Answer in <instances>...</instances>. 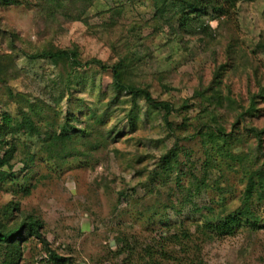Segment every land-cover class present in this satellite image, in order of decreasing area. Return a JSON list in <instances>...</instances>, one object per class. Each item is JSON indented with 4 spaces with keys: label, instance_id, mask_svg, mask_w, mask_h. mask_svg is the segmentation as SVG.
Returning a JSON list of instances; mask_svg holds the SVG:
<instances>
[{
    "label": "rangeland",
    "instance_id": "obj_1",
    "mask_svg": "<svg viewBox=\"0 0 264 264\" xmlns=\"http://www.w3.org/2000/svg\"><path fill=\"white\" fill-rule=\"evenodd\" d=\"M197 7L0 1V264H264V0Z\"/></svg>",
    "mask_w": 264,
    "mask_h": 264
},
{
    "label": "trees",
    "instance_id": "obj_2",
    "mask_svg": "<svg viewBox=\"0 0 264 264\" xmlns=\"http://www.w3.org/2000/svg\"><path fill=\"white\" fill-rule=\"evenodd\" d=\"M0 1H3L5 4L14 2V0H0ZM187 1L189 5L192 6L193 8H195V6L196 7L198 6L197 8L212 7L217 12V14L221 16L229 13L230 9L232 7H235L237 1L239 0H221V1L220 0H187ZM63 54L64 51L62 50H57V51L41 50L33 54L27 53V55L30 58L48 57L51 59H55L58 56H62ZM7 61H8V55L5 54L0 56V80H6V74L2 66H4L3 64L7 66ZM102 67H107V66L102 65ZM110 67L113 72L114 82L117 86H119L120 88H126L131 92H139L143 94L149 105L153 107H161L165 109V120H168V116L171 113V104L169 102L156 100L155 98L152 97L151 93L147 89L139 88L133 85H125L121 80V67L118 64L112 65ZM2 118L5 125L8 124L11 120L10 115L7 113H4ZM26 122H27V127L32 128L31 122H29L28 120ZM263 131L264 128L259 131L256 130V132L259 134ZM10 155H11V150H8L6 155H1L0 153V166L5 164L9 160ZM226 219L227 220H225L223 224L226 228L229 227L230 224H234L236 221H238L237 216L227 217ZM40 227H41V221L29 215L26 216L25 219H23L20 223L15 224L12 227V229H7L6 225H0V244H4V243L6 245L9 244V247L12 248L14 245L17 244L18 238L16 236L18 234L19 235L23 234L26 230L28 234L31 235L36 234L42 238V235L39 231ZM10 253H12L13 257L15 256V251H13L12 249H10Z\"/></svg>",
    "mask_w": 264,
    "mask_h": 264
}]
</instances>
